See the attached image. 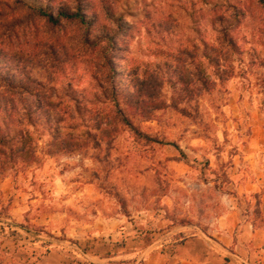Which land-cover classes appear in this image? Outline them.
I'll return each mask as SVG.
<instances>
[{
  "label": "rangeland",
  "instance_id": "rangeland-1",
  "mask_svg": "<svg viewBox=\"0 0 264 264\" xmlns=\"http://www.w3.org/2000/svg\"><path fill=\"white\" fill-rule=\"evenodd\" d=\"M17 1L0 0L12 7L11 17L19 16ZM93 2L100 23L119 41L114 64L123 73L121 85L128 84L129 72L184 59L190 71L205 72L212 89L179 103L181 85L167 83L161 98L168 107L152 121L129 115L134 128L156 140L140 145L127 126L115 125L111 102L93 99L99 86L110 90L112 84L101 70L99 44H85L86 29L31 20L5 50L45 60L46 68L35 76L46 94H58L66 121L58 131L30 128L25 136L34 158L0 171V237L29 241L17 256L16 245L0 240V264H22L30 252L41 264H163L158 255L172 251L160 242L166 232L173 227L214 232L216 219L233 207L264 227L262 9L248 0ZM103 4L112 16L101 12ZM219 18L229 21L227 27L213 25ZM227 29L239 51L222 39ZM202 42L218 52L217 67L227 72V81L219 82ZM52 43L65 49L68 64L58 67L44 57L43 45ZM78 94L89 98L82 115L73 101ZM52 141L82 147L53 153ZM155 173L169 184L165 197L152 189Z\"/></svg>",
  "mask_w": 264,
  "mask_h": 264
},
{
  "label": "trees",
  "instance_id": "trees-1",
  "mask_svg": "<svg viewBox=\"0 0 264 264\" xmlns=\"http://www.w3.org/2000/svg\"><path fill=\"white\" fill-rule=\"evenodd\" d=\"M255 1L264 13V0ZM17 5L19 16L11 17L12 7L7 3L0 2V171L4 173L7 167L15 168L18 163L34 158V152H29L27 148L26 134L29 129H41L44 131H58L59 125L65 123V112L61 108V103L57 100L58 94H46L44 85L40 83L35 71L46 68L43 60L36 58L37 54L26 53L23 50L9 52L7 48L18 38V32L28 27L31 20L44 19L47 24L59 25L60 23H72L83 27L86 30L85 44H99L100 54L104 60L102 71L105 79L111 81V89L106 86L100 87V94H93V99L101 98L111 102L116 113L113 117L116 126L124 125L130 133L140 142V145H152L156 140L143 134L134 128L129 120V115L144 122L154 119L157 112L165 110L168 106L162 100V91L168 84H180L184 95L180 96L179 103L192 101L199 98L203 91L212 89V83L205 75L204 71L197 68L190 71L184 59H177L174 66L163 64L155 66L153 69H140V71L126 74L128 84L125 86L119 83V77L123 75L117 70L114 64L116 53L120 49L119 41L114 34L106 31V27L100 23V13L95 10L93 0H18ZM6 8V9H5ZM236 8V6H233ZM238 11L242 17L249 18L244 8L239 7ZM101 12L105 16H112V9L109 5L103 4ZM228 20L214 22L219 27H227ZM93 31H89L90 27ZM164 33H169L168 28L163 25L158 26ZM89 33V35H88ZM222 39L227 41L230 49L237 51L235 39L227 31L223 32ZM203 43L204 56L209 62V66L215 68L219 82L228 80L227 72L219 73L220 56L215 49ZM44 57L50 59L51 63L60 67L68 64L69 58L65 49L57 44H44ZM239 51V50H238ZM191 57L195 58L192 53ZM98 80V76H95ZM198 85L197 88L194 86ZM75 107L82 115V108L87 105L89 98L82 94L73 96ZM95 121V119H92ZM99 127V126H97ZM55 137V136H54ZM53 138V137H52ZM52 141L50 148L56 147L53 153H71L81 149V145ZM1 158L6 160L8 166L1 162ZM152 189L156 195L165 197L169 184L163 181L159 173L150 177ZM259 229L264 227L256 226Z\"/></svg>",
  "mask_w": 264,
  "mask_h": 264
},
{
  "label": "crops",
  "instance_id": "crops-1",
  "mask_svg": "<svg viewBox=\"0 0 264 264\" xmlns=\"http://www.w3.org/2000/svg\"><path fill=\"white\" fill-rule=\"evenodd\" d=\"M215 223V226L212 225L215 231L207 233L198 227H192L189 232L178 227L171 228L160 242L161 245H171L172 251L161 253L158 258L163 264H264V228L259 229L247 221L235 207L224 217L216 219ZM0 240L3 239L0 237ZM3 241L4 244L16 245L17 256L24 251L20 248L22 244L29 246V241ZM32 249L36 250L35 247ZM31 255V252L27 254V262L21 259L20 262L41 264L40 259L35 262ZM44 261L48 262V259Z\"/></svg>",
  "mask_w": 264,
  "mask_h": 264
}]
</instances>
